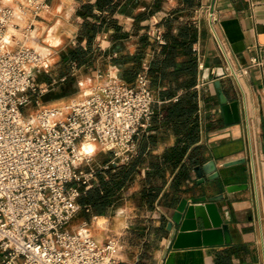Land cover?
<instances>
[{"label": "built area", "instance_id": "1", "mask_svg": "<svg viewBox=\"0 0 264 264\" xmlns=\"http://www.w3.org/2000/svg\"><path fill=\"white\" fill-rule=\"evenodd\" d=\"M9 1L0 0V264H118L123 250L119 237L95 238L86 220L76 229L66 225L80 209V187L93 186L97 171L128 161L150 126L148 61H141L132 82L121 79L118 68L110 65L105 71L96 70L101 81L82 100L24 113L25 106L37 104L48 90L32 75L46 71L48 53L40 54L23 41L11 48V37L26 8L36 17L47 3L24 0V6L14 7ZM204 11L214 31L217 15L209 5ZM155 25L148 27L147 35L164 44ZM32 30L31 22L22 27L24 40L33 38ZM72 43L76 44L75 38ZM192 51L197 53V46ZM250 63L261 62L251 57ZM197 67L203 68L199 60ZM230 74L238 80L236 71ZM84 142L96 144L108 154L107 160L91 164L93 153L79 151Z\"/></svg>", "mask_w": 264, "mask_h": 264}, {"label": "crops", "instance_id": "2", "mask_svg": "<svg viewBox=\"0 0 264 264\" xmlns=\"http://www.w3.org/2000/svg\"><path fill=\"white\" fill-rule=\"evenodd\" d=\"M14 1L17 0L8 3L12 4ZM85 1L93 0H58L55 8L57 11L65 9V16L53 17L56 21L49 23L47 30L42 20L31 22L35 25L31 32L33 38L24 40L21 30L13 32L11 48L21 41L32 45L44 31L45 40L49 39L48 34H54L57 43H60L65 35H69V39H74L79 30L75 10L79 3ZM153 1L138 0L137 7L129 11L131 15L114 14V18L122 27L120 31L127 34L125 38L115 43L114 49L121 50L122 54L131 55L141 45L148 62L156 57L161 61L164 58L161 48L151 40L148 44L142 45L138 37L147 34L148 27L154 22L161 35L164 34L166 30L163 20L171 15L174 16L170 30L172 35H177L179 26L188 22L193 24L194 34L190 52L196 61V66L195 81L191 89H195L198 94L199 136L192 146L201 145L204 148V159L200 164L208 160L213 161L218 177L212 180L204 179L203 182L198 183L192 171L190 179L181 187L183 191L179 193L177 202L171 207L163 206L160 201H155L151 209L138 207L137 204L132 207L128 204L124 205L131 196L137 199L141 180L147 169L143 167L138 169L133 179L119 191L115 204L111 205L104 215L90 217L105 222L111 214H115L113 226L120 230L118 232L120 234L131 227L132 220L129 215L135 209L141 212L137 224L151 228L150 237L146 239L149 241L147 245L150 251L143 253L141 244L133 247L136 250L124 249L120 253L118 264H264V0H199V5L189 9L184 8L178 0H161L160 7L140 21L139 25L143 28L134 32L133 14L139 11L147 12ZM206 5L211 6L217 15L214 31L210 29L203 12ZM27 20L26 14L20 24H26ZM112 32L113 29L108 28L96 36L99 39L97 45L103 52H107L112 45L108 40ZM193 46H197V53L192 51ZM108 53L115 56L117 54ZM251 57H256L261 63L251 64ZM173 60L174 64L167 67L168 70L177 69L185 60L182 47L177 46L174 49ZM198 60L203 64L201 70L197 67ZM204 68H207V79L203 77ZM219 68H222L223 74L216 76ZM232 70L237 72L238 80L230 74ZM176 75L180 82L184 75L181 72ZM200 78H203L202 84ZM216 80L219 81V88L227 101L237 102L238 122H225L217 87L214 84ZM167 87V81H163L158 85L157 90H165ZM182 91L183 88H176L171 98L176 99ZM152 97L155 98L153 93ZM138 141L139 139L137 144ZM175 142V135L169 134L164 141L158 142L150 150L146 160L161 154ZM97 149L100 150L94 144L91 153L94 154ZM105 154L108 158V154ZM242 159L243 162L238 164L227 167L222 165L224 162ZM166 178L157 200L168 190L171 180L168 172ZM160 184L159 180L157 185ZM232 184H244L245 187L227 192L225 187ZM131 186L135 187L129 190ZM200 195L219 196L214 203L226 224L229 243L173 248L171 246L173 238L169 243L170 230L166 228L172 211L181 198L189 201L192 197Z\"/></svg>", "mask_w": 264, "mask_h": 264}, {"label": "trees", "instance_id": "3", "mask_svg": "<svg viewBox=\"0 0 264 264\" xmlns=\"http://www.w3.org/2000/svg\"><path fill=\"white\" fill-rule=\"evenodd\" d=\"M184 8H193L199 5V0H178ZM161 0H154L150 9L139 11L133 14L132 30L136 32L143 28L139 23L149 14L160 7ZM138 0H93L79 3L75 10V17L79 23V30L75 37L76 47L70 48L66 59L68 62H76L78 65L86 63L92 50V43L101 31L112 28L109 36L112 45L103 54L116 52V56L110 62L118 68V74L126 82H132L137 71L140 69L141 61L145 58V52L139 48L131 55L122 54L121 50L114 49L115 43L127 36L121 32V25L114 18L115 13L130 14L135 9ZM106 11V15L97 14L96 11ZM174 16L171 15L163 20L166 32L162 34L164 44L158 45L147 34L138 37L140 44L146 45L149 40L161 48L163 60L154 58L148 62L146 75L149 81V89L155 95L152 108L153 116L149 128L141 134L134 156L126 163L114 168H107L96 172V183L93 186L80 187L77 203L84 220H89L91 215H104L109 207L115 204L119 197V191L125 187L138 172V169L147 167L144 172L141 187L137 194L138 207L151 209L154 202H161L163 206H173L181 187L191 177L194 165L200 164L204 159V148L201 145L192 146L199 136V121L197 116L198 94L191 89L195 81L196 61L192 57L191 41L193 37V24L185 23L178 27L177 35H172L171 22ZM180 46L185 52V60L175 70H168L172 66L174 49ZM101 53L98 50V54ZM181 72L184 76L178 82L176 73ZM167 81L168 87L165 90H157L158 85ZM183 88V91L176 99L171 97L176 88ZM169 134L176 137L174 145L163 150L161 154L149 157L150 150L158 142L164 141ZM171 175L168 190L158 198V194L166 182V173ZM160 185H157L158 181ZM88 207L89 211L85 208Z\"/></svg>", "mask_w": 264, "mask_h": 264}, {"label": "rangeland", "instance_id": "4", "mask_svg": "<svg viewBox=\"0 0 264 264\" xmlns=\"http://www.w3.org/2000/svg\"><path fill=\"white\" fill-rule=\"evenodd\" d=\"M57 1L58 0H46L47 8L41 10L36 17L33 16L30 8H26L28 20L26 24L21 25L19 23L20 28L18 30H22V27L30 22L35 23L37 19L43 21L46 27L45 30H47L49 27L47 25L56 21L53 17L65 16V9L60 11L56 10L55 4ZM19 4L24 6L25 1L17 0L11 5L17 7ZM203 12L205 14L204 10ZM34 26L35 25H33V28ZM53 35L48 34L47 36L49 39L45 40L46 32L44 31L38 39H35V43L30 45L40 54H45L41 53L40 48H46L49 66L46 68V71L41 70L40 73H33L32 75L37 84L47 86L48 90L38 97L37 104L32 101L25 106L24 113H32L42 106L66 107L74 101L82 100L90 87L101 81V79L96 78V70L105 71L109 65H113L110 59L115 55L109 53L104 55L95 39L92 43L91 56L86 63L78 65L76 62H68L66 55L69 49L77 45L72 43L73 39H69V35H65L60 43H57L58 41ZM98 50H100L101 53L98 54ZM63 75L66 76L65 80L59 81V78ZM106 158L107 155L103 151L97 149L93 154L91 164L102 163ZM134 187L135 186H131L129 190H132ZM126 202L127 203H124V205L128 204L132 207L137 204V199L131 196ZM140 214V211L133 209L129 215L132 220L131 227L125 229V231L120 234L118 233L120 230L118 231V229L113 226V217H115V214H111L105 222L99 218L96 220L90 217L89 220H87L88 228L92 236H97L98 238L119 237L123 241V245H125L123 250H136L133 247L141 244L143 245L142 252L147 253L150 251V248L147 245L149 241H146V239L150 237L151 228L137 224L138 219H140ZM83 220V215L79 210L66 225V228L69 230L76 229Z\"/></svg>", "mask_w": 264, "mask_h": 264}, {"label": "water", "instance_id": "5", "mask_svg": "<svg viewBox=\"0 0 264 264\" xmlns=\"http://www.w3.org/2000/svg\"><path fill=\"white\" fill-rule=\"evenodd\" d=\"M223 74L222 68L216 72V76ZM203 77L207 79V68L203 69ZM217 87L221 111L226 123L239 121L238 105L236 101H227L219 88V81L214 82ZM243 162L242 160H231L224 162V167ZM197 182L204 179L212 180L218 177V172L213 161L208 160L202 164L194 165L192 168ZM244 184L227 185V192L244 188ZM219 196L200 195L192 197L189 201L181 198L171 213L166 228L170 230L169 243L172 241L173 248H182L198 245H212L229 243L226 224L216 208L214 200Z\"/></svg>", "mask_w": 264, "mask_h": 264}, {"label": "bare ground", "instance_id": "6", "mask_svg": "<svg viewBox=\"0 0 264 264\" xmlns=\"http://www.w3.org/2000/svg\"><path fill=\"white\" fill-rule=\"evenodd\" d=\"M7 2V0H4ZM41 53H46V48H40ZM94 148V144L92 142H84L80 145L79 151L82 153L89 154V152H92Z\"/></svg>", "mask_w": 264, "mask_h": 264}]
</instances>
